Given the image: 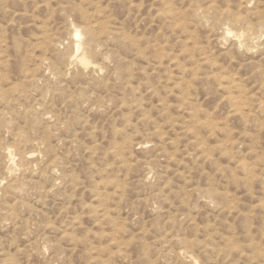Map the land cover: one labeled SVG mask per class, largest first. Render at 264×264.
<instances>
[{
  "label": "rangeland",
  "instance_id": "rangeland-1",
  "mask_svg": "<svg viewBox=\"0 0 264 264\" xmlns=\"http://www.w3.org/2000/svg\"><path fill=\"white\" fill-rule=\"evenodd\" d=\"M0 264H264V0H0Z\"/></svg>",
  "mask_w": 264,
  "mask_h": 264
},
{
  "label": "bare ground",
  "instance_id": "bare-ground-1",
  "mask_svg": "<svg viewBox=\"0 0 264 264\" xmlns=\"http://www.w3.org/2000/svg\"><path fill=\"white\" fill-rule=\"evenodd\" d=\"M80 29V28H79ZM79 29H76L75 30V32H74V36H75V39H76V47H77V51L78 50H80L81 51V49H80V47H81V39H82V32H81V30H79ZM227 33V32H226ZM240 39V38H239ZM240 42V41H239ZM72 46H74V45H72ZM74 48V47H73ZM73 50H75V49H73ZM76 51V50H75ZM74 52V51H73Z\"/></svg>",
  "mask_w": 264,
  "mask_h": 264
}]
</instances>
